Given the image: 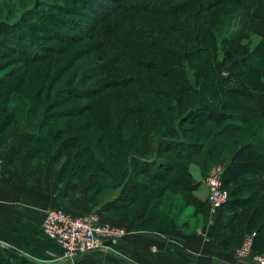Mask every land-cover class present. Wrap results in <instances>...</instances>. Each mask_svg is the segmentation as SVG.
<instances>
[{
	"label": "rangeland",
	"instance_id": "obj_1",
	"mask_svg": "<svg viewBox=\"0 0 264 264\" xmlns=\"http://www.w3.org/2000/svg\"><path fill=\"white\" fill-rule=\"evenodd\" d=\"M170 1L174 4L184 2ZM122 3V0H0V128L4 127L3 121L8 115L13 114L14 117L7 120L9 126L0 137V149L6 147L11 138L21 133H38L42 121L45 120L46 123L45 116L48 113L70 111L75 108L85 111L87 108L92 109L79 117L50 120L51 127H48V130L52 134L59 128L72 127L71 134L76 135L79 141L75 140V144L70 145L69 150H64L57 166L62 168L64 177L74 182L77 189L85 191L86 199L97 203H103L107 199L113 200L115 196L127 192L134 158L137 156L151 158L150 155L156 153L161 134L169 133L170 129L178 125L180 118L178 113L169 114V119L134 114L140 108H144L138 104H143L148 99H160L164 106H175L177 110L182 106L181 111L186 113L206 103L185 94L180 89V84L196 86L198 89L196 92L200 97L208 91L213 79L212 75L209 81L200 78V72L188 62L169 59L161 49L146 44L149 38H141L143 33L147 32H158L179 38L184 27L190 26L188 20L190 15L195 11L198 13V10L190 9V6L187 7L188 11L181 14L153 15L144 10L125 11ZM207 15H209L207 19L199 21L207 23L206 33L204 32L201 38L204 43L213 42L221 46L227 37L244 36L242 43L248 45V50H252L261 41L258 33L249 31V11H231L225 6ZM262 18L264 19V15ZM14 25H17L16 30L10 28ZM261 25L263 28L264 24ZM169 26H175L177 28L175 32L178 34L174 36ZM64 35L66 37H63ZM106 43L114 45L115 50L123 51L129 58H123L119 56L121 52L106 48ZM34 48L37 49L36 54L33 52ZM118 56L125 61L122 65H116L111 61ZM141 60L142 64L139 62ZM219 60H223V55H220ZM144 62L146 64L151 62L156 66L146 67ZM143 64L145 67H141ZM164 71L170 72L171 77H165ZM223 74H228V70H224ZM57 79L58 83L53 84L52 82ZM117 81L121 84L115 85ZM50 85H54L53 89H50ZM65 89H72L75 95L68 94ZM152 90H164L172 94L173 98L157 97ZM87 92L90 93L86 94ZM179 92L184 99L181 106L180 103H174V95ZM55 102L59 105L54 109L50 108ZM244 103L248 104L247 101ZM125 108L131 109L132 112L129 114ZM259 109L264 111V106ZM204 117L181 123L180 132L188 141L193 143L209 141L223 124L215 123L216 120L206 121V116ZM257 125H261L263 129L261 134L264 135L263 118L261 122L250 124L233 140L228 139L226 142L218 140V144L222 143V146L213 154L211 161L203 164L207 176L215 167L227 169L236 150L247 140L252 139ZM88 126L89 129L84 128ZM147 129L149 135L146 142L139 134L142 132L145 135ZM138 135L139 140L136 139ZM47 137L49 141L51 136L48 134ZM35 146L31 144L28 148ZM163 156L178 161L170 154ZM67 159H79L93 165L87 169L84 178H77V169L64 168ZM202 159L196 157L193 163L186 165L190 167L191 182H181L180 185L174 186L167 184V191L160 201L163 203L162 208L155 212V217L161 219L151 226H144L141 230L156 232L168 229L170 226L164 224L163 220L170 217L172 220L176 219L177 228L185 234H195L204 228H210V233L216 215H212L211 211L208 213L201 207L203 202L209 206L210 197L206 184L207 177L203 179L201 170L197 167L203 163ZM99 160L106 163V168L112 174L110 177L104 173L105 167ZM36 161L41 168L46 167L47 160L36 157L34 163ZM263 163L256 161L253 167ZM245 179L247 178L232 182L227 186V190L234 189ZM97 181L101 186L99 194L96 188L90 189V185ZM137 181L151 183V178L140 175L137 176ZM164 185L166 184L162 182L155 183L154 187L160 188ZM192 195H196L197 200L193 199ZM97 208L82 217L98 212ZM124 213L114 211L111 216L128 220L125 216L128 212ZM236 229L237 227L227 231L217 229L211 236L208 234L207 239L211 244L223 251L232 252L236 257L237 250L250 236H241L240 239L231 241V235ZM254 256L264 257V252L258 251Z\"/></svg>",
	"mask_w": 264,
	"mask_h": 264
},
{
	"label": "trees",
	"instance_id": "obj_2",
	"mask_svg": "<svg viewBox=\"0 0 264 264\" xmlns=\"http://www.w3.org/2000/svg\"><path fill=\"white\" fill-rule=\"evenodd\" d=\"M122 2V7L125 11L144 10L153 15L155 13L160 15L169 13L181 14L184 11H188L187 7L190 6V9L195 8L198 10V13L195 11L190 15L191 17L188 19L190 26L189 28L184 27L183 34L179 38L158 32L143 33L144 35L141 38H149L146 44L148 46L151 45L153 48L161 49L169 59L177 62H188L190 66L195 67L200 72V78L209 81L210 76H213L208 91L203 96L200 95L201 98L196 92L198 91L196 86L180 84V89L185 94L192 95L194 99L203 101L206 103L204 106L193 108L183 113L181 111V103L184 99L181 92H179L174 95V103H180L181 107L179 110L175 106H164L163 101L160 99H148L145 103L138 104V106L142 105L144 108H140L137 113L133 111L134 114H145L160 119L165 117L169 119V114H180L178 125L170 129L169 133L161 134L156 153L150 155L151 158L144 159L139 156L134 158L133 169L129 177L130 190L118 195L114 200V205L110 207L113 212H128L127 215L124 213L128 218L127 222L136 220L138 229H143L144 226H151L161 219L155 217V212L162 208L163 203H160V201L167 191V184L174 186L180 185L181 182H191V171L190 167L186 166L187 163H193V159L196 157L203 158L202 166L197 165V167L201 170V177L206 179L207 172L203 164L206 161H211L213 154L222 146V143L218 144V140H223L224 142L228 139L233 140L250 124L261 122L264 118V111L259 109L262 105L264 106V27L262 28L261 25L264 24V19L262 18L264 15V0H204L203 2L201 0H184L180 4H174L170 0H122ZM225 6L229 7L231 11H249V31L256 32L261 36V41L252 50H248V45L245 46L242 43L244 36L237 37L233 35L232 38L227 37L221 46L213 42L204 43L201 40L206 33L207 27L205 24L207 23H205L206 21L203 23L199 21L204 18L207 19L208 13L213 14ZM262 10L263 13L261 12ZM260 25L261 28H259ZM15 27L17 25L10 26V28L16 30L17 28L15 29ZM169 29L173 31L174 36L178 34L175 32L177 31L175 26H169ZM63 37H66V35ZM105 46L115 50L114 45L110 43H106ZM36 50L34 48L33 52H37ZM120 52L122 54L119 56L126 59L129 58L123 51L120 50ZM120 52L117 51V53ZM128 53L131 55L130 52ZM220 55H223L222 61L219 60ZM119 56L116 59H111L112 63L122 65L125 61ZM139 62L142 64L143 61ZM144 64L146 67L155 65L151 62L150 64L144 62ZM144 64L141 67H145ZM224 70H228V74H223ZM163 75L167 78L171 77V73L167 71H164ZM58 81L59 79L52 83L57 84ZM117 84H121V82L117 81L115 85ZM52 87L54 85L50 89ZM65 92L75 95L72 89H65ZM151 92L156 93L157 97L173 98L172 94H168L164 90H152ZM89 93L87 92L86 94ZM245 101L248 104H245ZM58 105L59 103L55 102L50 108L54 109ZM86 110L75 108L70 111L46 114L45 119L47 121L46 123L45 120L42 121L38 133L24 132L14 137L16 145L13 156L15 160H18L29 173H33L41 168L38 161L34 163V159L42 157L45 161L47 160L45 168L52 170L58 165L63 152L69 150L70 145L75 144V140L79 141V138L71 134L73 130L70 126L65 129L59 128L55 133L50 134L48 130V127H51L49 125L50 120L79 117L92 109L87 108ZM128 111L129 114L132 112L131 109H126V112ZM201 116H206V121L216 120L215 123L223 122V124L209 141L204 143L190 142L180 132V125L184 122H190V119L193 121L194 118L198 119ZM9 119H14L13 114L8 115L6 120L3 121L4 127L0 128V137L5 134L6 127L9 126L7 121ZM84 128L89 129V126ZM262 130L261 125H257L252 139L247 140L246 143L236 150L233 159L228 164L224 175V187L226 189L228 185L237 179H247L240 181L234 189L228 190L229 201L216 215V221L209 233L211 236L213 231L217 229L227 231L237 227L234 231L235 233L233 232L231 235V241L240 239L241 236L255 235L253 256L258 251L264 252V249H262L264 248V163L253 167L256 161L264 162V135L261 134ZM80 131L82 130L80 129ZM48 134L51 136L49 141H47ZM139 135L147 142L149 130L147 129L145 135L142 132ZM139 135L136 138L137 140H139ZM31 144L36 146L30 149L28 146ZM165 154L174 156L178 161L169 160L163 156ZM99 162L105 167L103 168L104 173L110 177L112 174L106 168V163H102L100 160ZM92 165L93 163L91 162L86 163L79 159H67L64 168L77 169L76 177L84 178L87 169ZM140 175L150 177L151 183L137 181V176ZM98 182L90 185L91 190L97 189V194L101 191L99 189L101 186L98 185ZM161 182L166 185L160 188L154 187L155 183ZM107 186L111 187L110 185ZM191 197L197 200L196 195ZM201 207L208 213L210 212L206 202H203ZM238 209L241 211H237ZM163 223L168 227L177 226L176 219L172 220L170 217H165ZM0 264L41 263L11 249L0 248Z\"/></svg>",
	"mask_w": 264,
	"mask_h": 264
},
{
	"label": "crops",
	"instance_id": "obj_3",
	"mask_svg": "<svg viewBox=\"0 0 264 264\" xmlns=\"http://www.w3.org/2000/svg\"><path fill=\"white\" fill-rule=\"evenodd\" d=\"M10 140L0 149V248L41 264H63L58 261L61 249L42 230L47 212L63 210L82 217L98 207L103 223L128 233L113 243L114 251H98L74 264H257L253 259L239 260L211 244L207 239L210 228L195 234H185L177 226L149 232L138 229L136 220L111 216L110 207L117 196L103 203L86 199L85 191L64 177L58 166L29 173L15 160L14 137Z\"/></svg>",
	"mask_w": 264,
	"mask_h": 264
},
{
	"label": "built area",
	"instance_id": "obj_4",
	"mask_svg": "<svg viewBox=\"0 0 264 264\" xmlns=\"http://www.w3.org/2000/svg\"><path fill=\"white\" fill-rule=\"evenodd\" d=\"M224 175L225 169L218 166L210 171L206 179L212 215H217L229 201V192L224 187ZM42 230L61 249L58 261L63 264H74L80 257L98 251L112 252L113 243L127 235L125 230L103 223L99 212L75 217L63 210H50L45 216ZM254 238L255 235L247 237L244 245L237 250L236 257L239 260L253 259L257 264H264V257L253 256Z\"/></svg>",
	"mask_w": 264,
	"mask_h": 264
},
{
	"label": "water",
	"instance_id": "obj_5",
	"mask_svg": "<svg viewBox=\"0 0 264 264\" xmlns=\"http://www.w3.org/2000/svg\"><path fill=\"white\" fill-rule=\"evenodd\" d=\"M107 244H110V243H107Z\"/></svg>",
	"mask_w": 264,
	"mask_h": 264
}]
</instances>
